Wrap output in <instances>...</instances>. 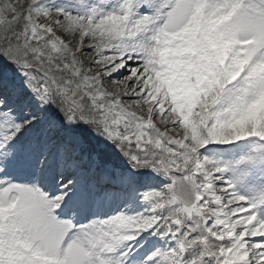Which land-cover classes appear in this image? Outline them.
<instances>
[{"label":"snow or ice","instance_id":"obj_1","mask_svg":"<svg viewBox=\"0 0 264 264\" xmlns=\"http://www.w3.org/2000/svg\"><path fill=\"white\" fill-rule=\"evenodd\" d=\"M0 264H264V0H0Z\"/></svg>","mask_w":264,"mask_h":264}]
</instances>
